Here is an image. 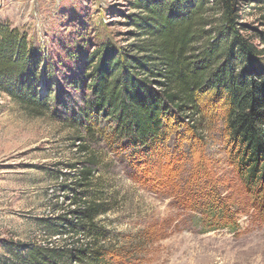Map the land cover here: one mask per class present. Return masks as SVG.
<instances>
[{
  "label": "trees",
  "instance_id": "obj_1",
  "mask_svg": "<svg viewBox=\"0 0 264 264\" xmlns=\"http://www.w3.org/2000/svg\"><path fill=\"white\" fill-rule=\"evenodd\" d=\"M131 6L135 13L126 18L133 42L91 51L83 75L89 81L82 80L79 103L65 112L51 104L41 50L26 32L0 22V94L26 116L65 124L77 150L88 155L80 167H70L72 188L64 192L70 191L65 200L71 206L55 205L57 214L36 220L45 241L1 240L0 264H115L120 253L99 218L117 199L89 155L92 147L105 143L120 150L127 144L128 160L158 154L170 125L192 119L185 125L201 131L204 109L220 105L231 163L243 186L252 190L264 182V55L257 48L264 46V31L242 23L253 11L264 27V0H132ZM207 94L211 99L203 101ZM133 168L121 167L128 175ZM216 206L200 215L201 227H234L225 206Z\"/></svg>",
  "mask_w": 264,
  "mask_h": 264
},
{
  "label": "rangeland",
  "instance_id": "obj_2",
  "mask_svg": "<svg viewBox=\"0 0 264 264\" xmlns=\"http://www.w3.org/2000/svg\"><path fill=\"white\" fill-rule=\"evenodd\" d=\"M131 1L0 0V22L26 32L41 50L53 109L65 112L79 103L91 51L108 44L119 50L133 42L126 18L135 13ZM248 13L242 23L264 31L255 12ZM257 48L264 55V46ZM9 100L0 94V242H44L36 220L57 214V206H71L65 200L70 191L64 192L72 186L70 167L88 155L77 150L65 124L26 116ZM223 117L219 105L204 109L199 132L185 125L192 119L170 125L158 154L128 160L127 144L120 150L105 143L92 147L89 155L117 199L99 218L120 253L115 264H264V182L252 190L243 186L231 163ZM126 163L135 173L122 171ZM41 167L53 175L39 174ZM217 204L225 206L235 226L205 230L200 215L217 210Z\"/></svg>",
  "mask_w": 264,
  "mask_h": 264
},
{
  "label": "built area",
  "instance_id": "obj_3",
  "mask_svg": "<svg viewBox=\"0 0 264 264\" xmlns=\"http://www.w3.org/2000/svg\"><path fill=\"white\" fill-rule=\"evenodd\" d=\"M54 192H55L54 189H51L50 195H53ZM50 195H49V196H50Z\"/></svg>",
  "mask_w": 264,
  "mask_h": 264
}]
</instances>
